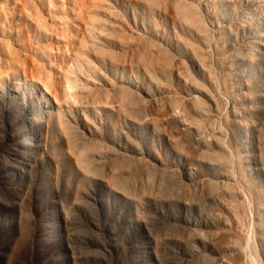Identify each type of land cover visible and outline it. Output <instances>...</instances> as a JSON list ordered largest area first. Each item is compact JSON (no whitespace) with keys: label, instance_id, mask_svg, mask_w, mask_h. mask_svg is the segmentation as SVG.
Returning <instances> with one entry per match:
<instances>
[{"label":"rangeland","instance_id":"rangeland-1","mask_svg":"<svg viewBox=\"0 0 264 264\" xmlns=\"http://www.w3.org/2000/svg\"><path fill=\"white\" fill-rule=\"evenodd\" d=\"M13 1L0 39L27 80L0 50V264H264V0H96L59 111L33 81L59 39Z\"/></svg>","mask_w":264,"mask_h":264},{"label":"bare ground","instance_id":"bare-ground-1","mask_svg":"<svg viewBox=\"0 0 264 264\" xmlns=\"http://www.w3.org/2000/svg\"><path fill=\"white\" fill-rule=\"evenodd\" d=\"M11 1L16 7V1ZM20 1L25 9L23 12L25 20L33 24L38 36L51 39L55 35L59 39L55 51L48 49L47 46L39 47L41 65L37 61V71L33 81L37 83L40 92L47 96L45 98L46 101H49L48 104L52 105L54 110L60 109L65 103L71 99H76L79 95L77 91H80L81 80L77 77L74 68L81 65L89 66L87 60L84 62V56L99 32V3L96 0H42V8L39 9L32 0ZM56 21L61 26L64 24L65 29L57 27ZM8 44V42L0 39V50L9 51L10 59L15 60L13 62L17 68L15 65L14 67L11 66V73L17 76L15 72L17 71L25 76L23 79L19 75L20 77H16L18 82L13 84L15 86L24 85L27 80L25 60L19 58V55L14 53ZM57 56L61 57L63 62L54 65L53 57ZM3 60H1L0 65L6 59ZM10 61L7 62L9 68H11Z\"/></svg>","mask_w":264,"mask_h":264}]
</instances>
